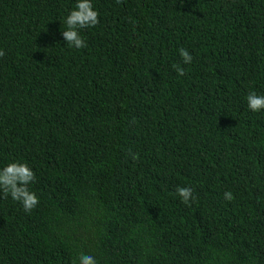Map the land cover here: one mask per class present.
I'll return each mask as SVG.
<instances>
[{
    "label": "trees",
    "instance_id": "1",
    "mask_svg": "<svg viewBox=\"0 0 264 264\" xmlns=\"http://www.w3.org/2000/svg\"><path fill=\"white\" fill-rule=\"evenodd\" d=\"M91 2L76 49L77 0H0V169L39 197L0 190V264H264V0Z\"/></svg>",
    "mask_w": 264,
    "mask_h": 264
},
{
    "label": "clouds",
    "instance_id": "2",
    "mask_svg": "<svg viewBox=\"0 0 264 264\" xmlns=\"http://www.w3.org/2000/svg\"><path fill=\"white\" fill-rule=\"evenodd\" d=\"M116 2L121 3V0H116ZM99 22V13L94 10L91 0H77L75 8L66 17V30L62 31V36L68 45L76 49L86 48L87 44L81 36L80 30L95 27ZM179 54L184 64H190L193 61V56L188 50L181 48ZM4 55L5 52L0 50V57ZM175 70L180 76L185 74L184 68L179 65L176 66ZM246 101L247 107L252 112L259 113L264 110V95L250 92ZM129 155L132 156L133 160L137 159L131 150H129ZM35 179L34 171L26 163H9L0 169V190H2L3 197L6 198L10 194L13 200L22 204L25 212H31L39 204V197L35 192L29 190V185L34 183ZM176 194L184 204H189L196 199L193 195V189L190 187H178ZM224 198L231 201L234 197L232 192L228 191L224 193ZM79 264H97V260L91 255L81 254Z\"/></svg>",
    "mask_w": 264,
    "mask_h": 264
}]
</instances>
